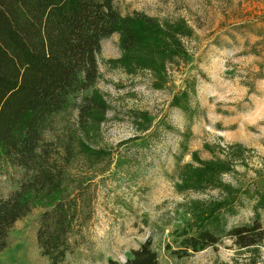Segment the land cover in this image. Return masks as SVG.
Wrapping results in <instances>:
<instances>
[{
    "label": "rangeland",
    "instance_id": "374dc122",
    "mask_svg": "<svg viewBox=\"0 0 264 264\" xmlns=\"http://www.w3.org/2000/svg\"><path fill=\"white\" fill-rule=\"evenodd\" d=\"M114 5L120 15L180 21L189 30L180 40L186 55L166 64V80L156 88L148 72L128 74L115 65L117 34L100 42L95 87L107 110L89 143L108 156L92 168L80 159L70 166L92 178L89 217L69 237L70 249L58 264L121 263L145 240L157 264H247L248 253L229 238L176 254L190 220L183 204L217 193L180 191L176 184L191 153L201 160L226 159L230 169L220 177L225 184L250 190L264 184V0H114ZM181 91L186 99L173 106L172 97ZM74 118V110L56 115L46 137L60 135ZM19 179L18 170L4 168L0 196L10 194ZM254 201L241 194L226 227L248 223ZM42 209L35 206L13 223L0 264H48L35 242ZM256 211L264 229V208ZM256 262L264 264V240Z\"/></svg>",
    "mask_w": 264,
    "mask_h": 264
},
{
    "label": "trees",
    "instance_id": "16d2710c",
    "mask_svg": "<svg viewBox=\"0 0 264 264\" xmlns=\"http://www.w3.org/2000/svg\"><path fill=\"white\" fill-rule=\"evenodd\" d=\"M114 33L120 51L115 65L128 74L148 72L156 88L166 80V64L186 55L180 41L189 36L184 24L160 23L139 12L120 15L114 0H0V172L6 167L20 172L17 187L0 196V251L13 223L41 206L35 242L48 264H58L70 249L69 237L87 221L92 178L70 166L80 159L92 168L108 156L89 140L107 110L95 87L96 57L100 42ZM185 99L181 91L171 104L180 107ZM67 110L75 111L72 124L47 138L54 117ZM191 159L195 164H183L177 190L217 193L183 204L190 220L176 254L229 238L248 253L247 264H256L264 240L256 211L264 208V184L252 190L225 184L220 177L230 169L226 159L201 160L195 153ZM241 194L255 197L253 218L226 227ZM108 264H157L156 253L145 240L123 262Z\"/></svg>",
    "mask_w": 264,
    "mask_h": 264
}]
</instances>
